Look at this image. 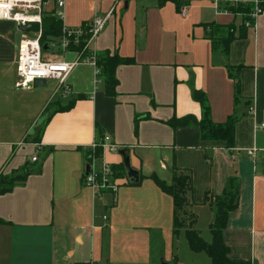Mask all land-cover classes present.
<instances>
[{"label": "crops", "instance_id": "0c3cea01", "mask_svg": "<svg viewBox=\"0 0 264 264\" xmlns=\"http://www.w3.org/2000/svg\"><path fill=\"white\" fill-rule=\"evenodd\" d=\"M113 1L67 0L65 21L85 26ZM229 26L237 37L226 56L221 39ZM241 26L242 18L219 12L209 0H122L91 46L130 60L117 67V95H107L97 66L82 61L67 79L71 92L58 96L56 79H49L56 81L52 88H13L24 29L0 20V173L30 170L25 183L0 194V217L7 221L0 223V264H174L175 258L181 264L173 253L180 233L173 231V198L151 177L171 182L174 165L191 170L189 209L198 230L199 208L208 229L214 218L206 193L220 194L231 175L240 177L239 207L224 233L229 255L264 264V13L245 37H238ZM77 50L65 58L74 59ZM196 89L206 93L213 120L238 118L234 148L202 141L196 125L167 123L201 116ZM56 99L76 102L54 113L40 133L37 120ZM101 134L118 147L105 149L102 159L121 163L120 150L128 148L140 172L136 183L127 172L121 176L116 196L85 185L90 146ZM194 253L203 259L204 252Z\"/></svg>", "mask_w": 264, "mask_h": 264}, {"label": "trees", "instance_id": "16d2710c", "mask_svg": "<svg viewBox=\"0 0 264 264\" xmlns=\"http://www.w3.org/2000/svg\"><path fill=\"white\" fill-rule=\"evenodd\" d=\"M167 0H159L160 4H164ZM31 30H37L39 25L33 23L30 27ZM41 43L48 44V50L44 52H55L56 48L50 43L62 34V21L47 12L43 16ZM248 28L241 26V32L238 37H245ZM234 27L229 26L224 36L221 39V47L228 55L231 42L236 38ZM85 41L76 47L78 50L84 47ZM130 60L125 59L119 55L118 52L111 50H102L97 52V67L99 69V78L104 83L105 93L109 96L117 95L118 78L117 67ZM231 65H227L231 76H233ZM241 66L235 67L239 70ZM234 77V76H233ZM239 78L235 77V87L239 91ZM193 97L197 100L202 108V114L197 117L193 114L185 116H174L167 121L174 128L178 126L196 125L200 128L201 140H216L224 141L226 147L232 149L235 147L236 139V124L238 118L234 115L229 116L225 121L217 122L213 120L212 109L206 93L203 90L196 89L193 92ZM76 99L63 103L61 99L51 101L45 109L44 116L40 123V133H42L48 119L57 112L67 111L73 107ZM138 121H136L137 126ZM103 134L98 137L101 142ZM103 153L101 146L97 149V154L100 156ZM114 174L117 177L126 174L124 163L112 164ZM30 170L28 167L15 170L11 173H0V194L9 192L14 186L25 183ZM156 184L166 193L172 196L174 203L173 211V231L178 234L182 229H185L189 247L194 252H206L211 258V264H252L250 260L234 259L230 257V246L225 240V230L228 226L231 214L239 207L240 199V177L238 175H231L223 192L220 194L207 192L205 201L209 203L214 211V218L209 225V230L212 235V240L207 241L200 230L195 226L197 215L189 209L191 205V194L193 191V178L191 170L182 169L176 165L173 166V177L171 182H168L157 174L151 176ZM0 223H7L6 220L0 217ZM174 264H178V259L175 258Z\"/></svg>", "mask_w": 264, "mask_h": 264}, {"label": "built area", "instance_id": "2783aa9c", "mask_svg": "<svg viewBox=\"0 0 264 264\" xmlns=\"http://www.w3.org/2000/svg\"><path fill=\"white\" fill-rule=\"evenodd\" d=\"M121 1L114 0L105 14L96 12L91 22L85 26H69L65 21L67 0H0V20L13 21L20 28L26 26V29L22 31L23 36L16 58V88H29L36 78L56 79L58 86L55 94L65 96L70 93L71 87L67 79L74 68L82 61L93 62L97 66V51L91 46L106 28L109 19L115 13L117 4ZM209 1L219 12L242 18L244 26L249 29L256 26L258 18L264 13V0ZM47 12H51L62 21V34L50 43L56 48L54 53L58 56L55 58L46 55L41 43L43 16ZM33 23L39 25L37 30L29 28ZM82 40L85 41V45L81 51H76V57L71 60L66 59L64 54L76 48ZM97 72L99 75L98 67ZM254 112L255 107L251 104L248 113L253 114ZM260 127H264V120ZM110 140V136L104 135L101 142L97 138L90 146L89 169L85 176V185L91 187L97 195L102 192H111L116 196L121 184L120 177L114 174L112 164L102 159L103 153L100 156L97 154L99 146L102 147L103 152L105 149L118 150L117 145ZM249 153L253 154L254 150H250ZM35 159L36 156L33 157V160Z\"/></svg>", "mask_w": 264, "mask_h": 264}, {"label": "rangeland", "instance_id": "374dc122", "mask_svg": "<svg viewBox=\"0 0 264 264\" xmlns=\"http://www.w3.org/2000/svg\"><path fill=\"white\" fill-rule=\"evenodd\" d=\"M13 68H14L15 76H14L12 85H13V88L15 89L16 88L15 87V81L17 79V76H16V65ZM4 80H5V82L2 85V87H7L8 85H10L8 83L9 79H4ZM55 83H56V81L49 80L47 82L46 87L52 88V87H50V85H53ZM33 88H35V87H33ZM38 88H41V87H38ZM18 90L21 91V92H24L23 89H18ZM25 96H28V95H25ZM42 118H43V116H41L38 119L39 121L37 120V122L40 123L42 121ZM37 122H35V124L33 125V127H35V126L38 125ZM32 133L33 132H29V134H32ZM163 175H165V174H163ZM198 215H199L198 228L201 231V233L203 234V237L207 241H211L212 236H211V234L209 232V229H208V224H209L208 218H206L205 215H202L201 214L200 208L198 209ZM173 241H174V243H173V253L176 254L179 257V260H180V263L181 264H206V263L211 264V260H210V258H209V256L207 255L206 252L201 253L200 256H203L202 257L203 258L202 260H200V261H197L196 260V253H194L190 249V247H189V244H188V241H187V237H186L185 229H182L178 235H175ZM169 257H171V256H169ZM165 263L173 264L170 260L169 261H166Z\"/></svg>", "mask_w": 264, "mask_h": 264}, {"label": "water", "instance_id": "95a60500", "mask_svg": "<svg viewBox=\"0 0 264 264\" xmlns=\"http://www.w3.org/2000/svg\"><path fill=\"white\" fill-rule=\"evenodd\" d=\"M22 29H26V26H22ZM48 44H44L43 45V49L44 50H48ZM47 84V79L45 78H36L33 82V85L36 87H40V86H44ZM120 154L122 155L123 158V163H124V167L126 169L127 175L129 180L132 183H136L140 180V172L139 170H137L136 168H134L131 165V152L128 148H124L120 150ZM89 167H87V171H88ZM162 264H167L165 262H162Z\"/></svg>", "mask_w": 264, "mask_h": 264}]
</instances>
